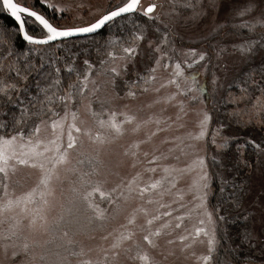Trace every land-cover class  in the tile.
I'll list each match as a JSON object with an SVG mask.
<instances>
[{
	"label": "snow or ice",
	"instance_id": "6c2138e0",
	"mask_svg": "<svg viewBox=\"0 0 264 264\" xmlns=\"http://www.w3.org/2000/svg\"><path fill=\"white\" fill-rule=\"evenodd\" d=\"M177 6L190 10L186 19L192 22L212 14L211 27L199 37L206 47H184L175 31ZM225 6L224 20L216 22ZM72 8L49 0H0V15L13 20L12 28L0 27V250L12 249V257L23 253L25 264H167L179 242L180 253L197 264H231L227 254L235 249L226 226L232 212L245 221L249 213L244 188L225 175L230 171L225 154L235 143L236 165L251 167L245 153L251 148L252 155L264 156V140L238 143L224 134V124L210 128L214 117L207 105L215 109V94L223 86L217 68L226 67L218 63L225 37L246 30L233 51L248 60L264 53V0H161L147 7L142 0H98L89 5L87 20L77 14L71 22L54 21L56 13ZM101 33L103 44L96 39ZM150 33L156 39H149ZM76 41H90L88 50L101 57L98 63L85 58L77 68ZM143 41L151 66L140 72L136 58ZM159 70L167 76L158 77ZM260 76L264 80V65ZM249 80L251 74L246 85ZM251 84L259 93L251 102L258 115L264 112V83ZM168 88L173 90L142 108L173 103L174 120L153 114L139 118L127 103L117 106ZM240 91L239 97L230 94L229 102L250 100L248 87ZM189 111L197 117L196 130L152 143L173 125L184 128ZM243 123H251V117ZM142 130L143 138L119 145L124 159L106 162L112 146ZM145 144L151 149H142ZM181 157L191 159L182 167L168 163ZM125 162L129 171L122 174ZM24 169L30 171L21 174ZM33 172L36 178L25 188ZM186 175L191 177L186 188L177 187ZM214 183L219 196L211 203ZM53 209L56 215L49 218ZM122 214L124 222L107 230ZM186 220L195 224L176 235ZM77 237L100 242L86 245ZM241 239L255 246L247 223ZM196 242L206 245V254L189 251ZM246 264L254 261L248 258Z\"/></svg>",
	"mask_w": 264,
	"mask_h": 264
},
{
	"label": "rangeland",
	"instance_id": "374dc122",
	"mask_svg": "<svg viewBox=\"0 0 264 264\" xmlns=\"http://www.w3.org/2000/svg\"><path fill=\"white\" fill-rule=\"evenodd\" d=\"M27 2L30 4L32 3V0H27ZM49 2L56 4L58 6H63L66 4L73 5V8L67 12H63L67 15V17H64L65 19H62L60 23H67L71 22L73 17L79 14L83 17V19L87 20L89 19V12L90 8L89 5H95L98 0H49ZM152 2H161V0H142V3H144L145 7L149 3ZM83 4V8H75L76 4ZM166 4V0H165ZM167 6V5H166ZM226 6L222 7L219 14L215 17L216 22H221L225 18L226 13ZM177 11L180 12V15L175 18V31L178 32L181 36L184 38V47H206L205 45H201L199 43V37L205 34L209 28L211 27L213 23V17L212 14L209 13L208 17H205L204 19L200 20L199 22H192L191 20L186 19L187 17H190L191 12L187 11H180L177 9ZM62 14V15H63ZM236 22H239L237 20ZM149 39H156L155 36H153L151 33L149 34ZM243 40V37L241 36H234L230 35L223 39V44L226 46V51L222 54L221 59L218 61L219 64L225 65L224 68H217V75L220 78V82L222 83V87H218L217 94L221 95L222 92L227 87L228 81H230V77L232 74H234L239 67L246 61L247 59L243 56H241L238 52L233 51L232 45L233 44H239ZM179 47V43L177 45ZM141 57L140 55L136 58V67L137 71L143 72L145 70V66H151V63L149 62L147 58V41H143L141 43ZM260 54H257L256 56H259ZM101 58V57H100ZM99 58V59H100ZM98 59V60H99ZM98 60L94 63H98ZM157 76L160 78H163L167 76V73L163 70H159L157 72ZM100 79H103L102 77ZM173 89H161L159 93H147L144 95L138 96L135 100H127V101H118L117 106L123 105L127 103L129 105V108L132 112L136 113L139 118H146L149 114H153L155 116L164 118V117H171L173 120L175 119V114L177 112L176 107L173 106V103L165 104L163 101L160 103L154 104L151 108H142L143 105L149 103L150 101L154 100L157 96L163 97L168 92L172 91ZM195 107H202L200 105H197ZM208 107V105H207ZM142 109V110H141ZM209 109V107H208ZM210 110V109H209ZM263 113V112H262ZM197 117L196 115L189 111L187 116L184 117L183 123L185 125L184 128L177 129L175 125L167 131V132H161L156 137L153 138L152 143L158 144L165 136H173V135H181L187 131H194L195 129V121ZM263 121H257V124L261 125ZM218 123L210 124V128L216 127ZM224 124V123H222ZM226 127L224 129V134L230 131L231 129L227 127L226 124H224ZM155 125H149V129L154 128ZM235 131V130H234ZM45 133H42L44 135ZM144 136V130L141 131L138 137H132L129 135L124 136L119 142L118 145L112 146L107 155L104 157L106 162L114 163L118 159H124L122 156H120V153H122V148L119 145H127V143L132 139L137 138H143ZM87 143V142H86ZM164 148H167L168 145H164ZM142 149L144 150H150L151 145L145 144L142 146ZM209 150L213 153L215 152V149L209 146ZM191 157H181L179 161H171L169 160L168 163H176L177 166H184V164L188 163ZM262 167L259 166V163H255L254 168L251 170V173L249 174V188L247 190V193L245 195L244 201V207L249 208L253 215L250 223V228L254 230V233L256 235V241L264 240V223H262V220H264V175L262 174ZM251 169V168H250ZM30 170L24 169L22 170L21 174H25L29 172ZM120 171L122 174H127L129 169L127 167V162H125L124 166L121 167ZM36 178V174L33 172V174L28 177L25 181V188L30 186ZM191 177L190 176H183L178 181L177 187L179 188H186L187 184L190 182ZM23 189H18L17 191H21ZM185 199H190V196H186ZM56 215V210H50L49 212V218L54 217ZM124 222V214H122L120 217H118L114 221H110L107 225V230H112L113 228L117 227L119 224ZM195 224V220H186L185 224L182 229L178 230L176 235H179L183 232L184 228H192ZM101 233H96V236L99 237ZM77 239L84 241L86 245L88 244H95L99 243L100 241L97 239L95 241H87L84 237H77ZM137 239H139V234L137 236ZM161 244H164V241L161 240ZM179 242L174 246L175 248V256L169 257V260L167 264H197V261L194 257L188 256V253L181 254L179 251ZM190 252H194L197 255L200 254H206V245H202L199 242H196L193 244ZM12 249H8L7 253H5L3 250H0V264H25L27 261V257L21 253L17 255L16 257H12L11 255ZM188 256L186 259L185 257ZM123 261V257L121 258ZM126 264V262H125Z\"/></svg>",
	"mask_w": 264,
	"mask_h": 264
},
{
	"label": "trees",
	"instance_id": "16d2710c",
	"mask_svg": "<svg viewBox=\"0 0 264 264\" xmlns=\"http://www.w3.org/2000/svg\"><path fill=\"white\" fill-rule=\"evenodd\" d=\"M177 9L180 11H190L181 9L177 6ZM62 17H67L64 13ZM61 18V17H59ZM62 20V19H61ZM239 23V22H237ZM0 27L12 28L13 20L5 13L0 15ZM259 30V29H258ZM107 31V30H106ZM113 31H116L115 29ZM118 34V33H117ZM105 33H101L100 36H97L96 39L103 44V37ZM245 38L248 33L246 30H241L240 35ZM18 44L22 42L18 39ZM90 45V41H76L75 46L72 48L73 52L79 53L75 64L77 68H83V59L88 58L90 62L95 63L100 56L88 50ZM69 47H72L71 45ZM103 51V49H101ZM142 52H140L141 57ZM264 65V53L259 56H255L254 59L246 60L239 67V69L232 74L230 77V81H228L227 87L222 92L221 95L215 94V109L213 110L212 103H208V107L210 111L213 113V121L212 124L215 123H224L231 130L228 131L227 135H232L236 137V142L243 143L245 140L251 139L256 142H260L264 140V112L258 115L254 114L255 109L251 107V102L255 101L256 96L259 95L258 92L254 91V86L251 84V80H256L264 83V80H261L260 71L261 67ZM251 74V80L248 81L247 85L245 84L246 76ZM248 87L249 91L252 93L250 100L241 101L238 104H234L230 101L231 96L239 97L241 95V87ZM211 91V88L209 89ZM237 109H245V112H242L239 116L232 115ZM251 117V123H243L244 121H248ZM237 121H241L237 123ZM257 121H263L261 125L257 124ZM235 130V131H234ZM236 151H235V143L230 146V149L227 150L225 154V163L229 165L230 171L226 172L225 175L229 178H232L236 181L238 185H241L244 188V197L247 193L249 186V174L251 170L254 168L255 163H259V166L262 168V174L264 175V156H260L257 158L252 155L251 148L245 153L244 159H247L251 164V167H244L243 165H236ZM251 168V169H250ZM214 195L210 198L211 203L217 202V197L219 196L217 184H213ZM227 195V193H225ZM245 204V201H244ZM247 208V207H245ZM248 209L249 218L247 221L238 218L236 212L231 213L232 219L228 222L226 229L228 236L230 237V243L235 251L228 253L227 258L231 261V264H246L248 258H252L254 264H264V240L254 242V247L250 246L248 242H245L241 239L242 229L245 226V223L250 227L251 219H252V211ZM235 220V222H232ZM238 246V247H237ZM221 260L225 259L223 253H221Z\"/></svg>",
	"mask_w": 264,
	"mask_h": 264
},
{
	"label": "flooded vegetation",
	"instance_id": "af4514ba",
	"mask_svg": "<svg viewBox=\"0 0 264 264\" xmlns=\"http://www.w3.org/2000/svg\"><path fill=\"white\" fill-rule=\"evenodd\" d=\"M31 4V3H30ZM48 14L50 15V16H53V13L49 10V12H48ZM62 14H63V12H59V13H56L54 16H53V19H54V21L56 22V23H60V22H62L61 21V18H59V17H62Z\"/></svg>",
	"mask_w": 264,
	"mask_h": 264
}]
</instances>
